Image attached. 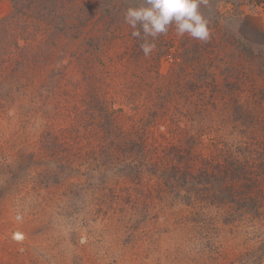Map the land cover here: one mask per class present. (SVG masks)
Returning a JSON list of instances; mask_svg holds the SVG:
<instances>
[{"label": "rangeland", "instance_id": "obj_1", "mask_svg": "<svg viewBox=\"0 0 264 264\" xmlns=\"http://www.w3.org/2000/svg\"><path fill=\"white\" fill-rule=\"evenodd\" d=\"M140 2L0 0V264H264V2Z\"/></svg>", "mask_w": 264, "mask_h": 264}, {"label": "clouds", "instance_id": "obj_2", "mask_svg": "<svg viewBox=\"0 0 264 264\" xmlns=\"http://www.w3.org/2000/svg\"><path fill=\"white\" fill-rule=\"evenodd\" d=\"M205 0H141L124 11V21L131 35L141 41L139 47L147 57L156 47L155 40L174 25L177 36L185 34L199 41L210 37L208 21L200 12Z\"/></svg>", "mask_w": 264, "mask_h": 264}, {"label": "crops", "instance_id": "obj_3", "mask_svg": "<svg viewBox=\"0 0 264 264\" xmlns=\"http://www.w3.org/2000/svg\"><path fill=\"white\" fill-rule=\"evenodd\" d=\"M255 1H256V2H260V3H261V2H264V0H255Z\"/></svg>", "mask_w": 264, "mask_h": 264}]
</instances>
